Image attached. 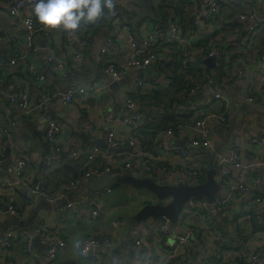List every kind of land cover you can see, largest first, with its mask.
<instances>
[{"label":"built area","instance_id":"built-area-1","mask_svg":"<svg viewBox=\"0 0 264 264\" xmlns=\"http://www.w3.org/2000/svg\"><path fill=\"white\" fill-rule=\"evenodd\" d=\"M174 1L179 8L177 11V6L171 7V13L167 10V5L163 4V9L167 12L165 23H161V18L152 13L151 18L141 21L133 32L127 24L121 25L123 12L139 11L140 0H113L111 24L122 26L120 32L127 41L129 51L125 59L118 63L116 59L122 51L118 43L119 29L117 27L110 29L98 47L102 73L109 77L111 83L119 82L134 69L151 67L155 73L153 77L136 78L124 96L125 108L129 110L138 107V111L105 113L109 123L128 127V135L122 138L117 135V131L109 129L104 136L105 146L89 143L84 150L83 159L75 164L66 177L58 178L56 189L50 176L67 165L77 154L80 140L78 137L65 136L63 123L50 119L44 131V142L49 145V154L45 160L43 162L42 159L38 160L41 163L34 173L29 165L27 152L16 151L11 158L9 171L0 175V188L10 194L20 191L26 198L39 194L45 201L53 203L66 198L69 193L96 176L132 174L150 177L160 184L193 185L203 181L202 171L212 167L216 172L214 177L220 185V190L212 202L205 196L190 197L186 200L178 218V225L186 235L176 232L167 218L154 216L148 217L132 231L136 263L215 264L221 257L218 264H264V190L257 188L261 175L264 174V132L255 137H248L244 141L259 149L252 158L243 156L242 145L233 136L228 143L227 152L218 153L208 168L198 159H194L184 145L173 142L176 134L184 133L197 153L215 150L214 130L217 126H225L231 122L233 104L230 96L214 89L217 78L212 75L211 70L216 72L218 68L225 70L231 63L230 55L233 53L231 45L238 49L258 43L264 35V15H256L255 0ZM2 2L7 3L8 14L16 23L15 26L25 33L26 51L13 47L8 58L0 57V65H16L22 62L27 54L34 55L38 51L39 37L47 35L49 27L42 26L33 15L36 0H0V3ZM167 2L170 3L172 0ZM224 7L229 8L227 15L222 14ZM181 8L187 11L191 9L190 26L186 29L180 18ZM202 18L204 23L201 25ZM247 20L254 21L246 24V30L241 31L240 28ZM84 29L87 27L81 23L73 32L62 30L63 41H73L80 48L85 47L89 43L90 34L83 35ZM229 30L231 35L226 42L217 43L216 33L222 35L224 31ZM1 39L0 36V41ZM174 52L181 59L177 73L182 76L185 86L169 108L141 96L150 90L168 89L166 65L173 59L171 53ZM74 56L76 61L80 62L83 52L78 50ZM208 57L213 58V67L205 62ZM47 62L49 68L60 78L70 76L66 62L52 47L48 50ZM28 71L39 88V93L37 98L32 100L29 92L24 90L17 96V104L21 116L29 119L36 113H47L55 93L49 91L48 77L40 67L31 64ZM1 80L0 77V105L7 107L14 103L16 97L3 89ZM110 82L72 83L60 96L66 107L77 106L82 97H93L109 89ZM207 89L209 92L205 97L198 101L189 100L191 96ZM241 96L244 101L253 105L263 103L261 96L254 94L251 85L242 90ZM145 107L159 109V114L166 110H174L186 117H182L175 127L156 129L152 137L150 134L149 146H144L139 135L140 126L147 121ZM80 128L87 135L96 138L97 130L91 121L85 120ZM1 163L0 158V170ZM38 188L42 190L39 192ZM104 190L110 193L111 188ZM89 195L85 198L87 199ZM65 206L70 208L74 205L72 201H67ZM230 208H235L241 217V233L231 247L227 248L231 254L222 256L219 249L213 247V242L202 237L203 232L198 228L204 226L207 216L225 220L229 216ZM5 211L13 218L21 220L23 217L22 210L14 205H7ZM91 213L94 217L99 215L97 204ZM255 220L260 222L261 226L258 228L252 227ZM197 221H201L199 226ZM34 237H38L45 244L46 263L54 259L58 251L66 245L65 240L49 228L38 226L31 231L10 225L0 232V250L7 249L19 241L23 245L26 257L29 258L34 253L32 248ZM193 243L197 245L198 251L200 247L202 248L200 253L193 260L178 263L176 257L186 253V249ZM77 244L79 255L89 260L90 264H109L100 252L111 244L108 234L82 236ZM157 252L163 254L159 261L153 256Z\"/></svg>","mask_w":264,"mask_h":264},{"label":"crops","instance_id":"crops-1","mask_svg":"<svg viewBox=\"0 0 264 264\" xmlns=\"http://www.w3.org/2000/svg\"><path fill=\"white\" fill-rule=\"evenodd\" d=\"M154 7L166 4L167 10L171 13V7H176L175 1L168 3L166 0H154L151 1ZM192 6V4L190 5ZM179 6L176 7L178 11ZM254 11L256 15H264V0H255ZM112 10L109 11L111 14ZM137 12V11H133ZM183 18H190L191 9L187 11L181 8ZM229 8L224 7L222 14L227 15ZM106 24L95 32H88L89 43L83 48H80L76 42H65L62 39V28L57 26L56 28H49L47 35H41L39 37V49L34 55L27 54L26 58L22 62H18L16 65H0V77L2 78V87L6 91L10 92L16 100L13 104L6 106L0 105V158L2 160L0 175L6 174L9 171L11 165V158L16 151L27 152L30 167L35 171L39 167L38 164L43 162L49 154V145L44 142V131L48 123L46 121L44 128L40 129L39 120L41 114H34L29 120H32L34 125L38 128L40 133L39 137L26 133V126L23 123V117L21 116L18 104L17 96L20 92L27 90L30 98L35 100L39 93V88L36 83L31 79L28 71V66L35 64L40 67L48 77V89L50 92L55 93V97L50 105L47 113L52 114L51 119L60 121L64 125L63 134L71 138H79L80 136L73 131L72 127L61 118V114L65 113L70 119L77 122L80 126L85 120L91 121L97 130L96 138L87 135L90 140L103 139L106 132L109 129L117 131L119 137H126L128 135V127L109 123L106 120L105 113L108 112H129L125 108L124 96L127 94L128 88L132 85L136 78L142 76L136 73V70L129 72L119 82H110L109 77L102 73V64L98 58V47L103 41L104 37L109 33L110 29L117 27L119 29L118 43L119 48L122 50L117 57L118 63H121L128 51L129 46L124 35L121 34L120 29L122 26L111 24V18H109ZM131 24L125 22L126 17L123 18L124 23L135 31L136 27L133 17H130ZM16 23L12 17L8 14L7 3H0V57L8 58L11 54V48L17 47L20 50L25 49V33L22 29L15 26ZM246 23L240 28L241 31H245ZM84 29L83 35L87 32ZM204 33V32H203ZM201 33V34H203ZM231 35V30L224 31L222 35L216 33L215 39L217 43L226 42L227 38ZM261 35V34H260ZM260 38V37H259ZM53 48L56 54L62 58L70 71L68 78H60L54 71L49 68L47 62V53L49 48ZM233 50L230 55L231 63L223 70L218 68L211 70L214 77L217 78V83L213 86L214 89L224 92L230 96L232 100V120L228 125L217 126L214 130V146L215 150H203L201 154L197 153L196 149L190 145L187 136L184 133L176 134L173 142L184 145L189 150L191 156L194 159H198L206 168L211 166V163L216 159L218 153H226L227 146L231 138L234 136L242 145L241 150L243 156L246 158H252L257 154L259 149L255 146L245 143V139L248 137H255L264 132V39L260 38L258 43L250 44L247 47H240L237 49L235 45H231ZM78 50L83 52V58L80 62L76 61L74 53ZM231 54V53H230ZM193 60V59H192ZM233 60V61H232ZM238 70V72H236ZM213 72H216L215 74ZM100 83L105 84L110 82L109 89L102 91L96 96H84L80 99L79 103L71 107H66L61 99L60 94L72 84H88V83ZM251 85L254 94L261 96L263 103L253 105L247 103L242 99V90ZM216 86L221 87L218 89ZM209 91L203 90L200 92V96L195 94L193 101L205 97ZM169 107V103L166 104ZM172 105V104H171ZM128 110V111H127ZM144 111L155 118L159 114L158 110L144 108ZM163 111V109L161 110ZM158 116L157 118H159ZM50 120V119H49ZM249 121V122H248ZM7 130V132H4ZM149 132L145 129L140 130V141L144 146H149ZM80 143L78 145V151L73 156L67 165L60 170L54 172L50 176L52 185L58 189V178L66 177L76 163L80 162L84 157V150L90 141H84L79 138ZM38 146L40 148L38 149ZM41 162H38V160ZM192 160V159H191ZM261 180L257 188L264 190V174L261 175ZM80 188V187H79ZM77 188L73 192L67 195V199L73 202V207L67 208L64 205L56 209L46 210L41 202H37L35 198H30V201L25 200L20 191H16L13 194L6 193L5 190L0 188V232L5 230L10 225H15L21 229L35 230L36 227H46L53 231L54 234L65 240L66 245L58 251L55 258L46 263L44 256L45 244L36 237V241H32V248L34 253L31 257L27 258L23 251V245L17 241L13 243L9 248L0 250V264H90V261L82 258L78 251V240L82 236H93L108 234L111 239V244L100 252L105 260L109 264H137L135 261L136 250L132 242V214L130 220H122L121 216L112 217L111 213L106 211L110 208L111 196H118L119 194L132 190H137L139 193H146L148 200L143 201L140 207L150 201L151 192L145 188H136L131 185H118L115 188H111L110 193L105 190L90 194L86 199L82 194L81 189ZM118 193V194H117ZM156 198V197H155ZM116 200V199H115ZM153 202V201H152ZM14 205L17 209H22L23 221L22 225H16L11 222L13 218L7 213V205ZM98 206L99 215L93 216L91 210L92 205ZM138 211V210H137ZM80 218V219H79ZM201 221H197V226ZM242 220L235 208L229 209V216L225 220H220L215 216L205 218V224L199 226V231L206 240L213 242V247L219 249V254L222 256L231 254L227 248L235 242L236 237L241 233ZM35 238V237H34ZM33 238V239H34ZM38 240V241H37ZM195 243L190 244L186 249V253L176 257L178 263H183L187 260H191L194 253ZM202 248H199L195 252V257L200 253ZM155 260L159 261L162 257V253H154ZM194 257V258H195ZM193 258V259H194ZM217 259L215 264H218ZM192 259V260H193Z\"/></svg>","mask_w":264,"mask_h":264},{"label":"water","instance_id":"water-1","mask_svg":"<svg viewBox=\"0 0 264 264\" xmlns=\"http://www.w3.org/2000/svg\"><path fill=\"white\" fill-rule=\"evenodd\" d=\"M254 20H247L246 24L251 23ZM204 23V18L201 19V25ZM205 62L209 66H214V60L212 57H208L205 59ZM215 71V70H214ZM136 73L146 76V77H153L155 75L153 69L151 67H145L140 70H136ZM214 74L216 72H213ZM218 89H221V87L216 86ZM208 91V89L206 90ZM198 96L201 94L198 93ZM195 99V96L192 98V100ZM138 107H134L132 109H129V111H138ZM52 114L45 113L41 114L38 118L39 120V127L40 129L44 128L46 121L52 118ZM61 118L65 120L67 124H69L73 131L76 132L84 141H90L89 143H95L100 146H105V142L103 139H97V140H90V138L86 135L85 132H83L78 126L77 122L70 119L65 113L61 114ZM215 170L214 168H208L206 170V177L203 181L198 182L193 185L189 184H160L155 182L150 177L146 176H136L132 174H125L122 176L117 175H103V176H96L90 179L88 182L84 183L80 186L79 189H81L82 194L86 197L87 195L91 193H96L99 191H102L107 188H114L118 185H131L136 188H145L149 192H151L157 199L156 202H148L144 205H142L138 211L133 215L132 221L133 231L136 229L137 225L141 222L145 221L148 217L154 216V217H165L169 220L171 223V226L173 229L181 233L183 235H186V232L182 230L178 225V218L179 215L183 209V206L186 202V200L190 197H199V196H205L206 199L210 202L213 201L215 194L220 190V185L215 180ZM42 189L38 188V191L40 192ZM33 198L37 200V202H41L43 204V207L46 210L50 209H56L58 207H61L62 205L66 204L67 201H69V198H63L59 199L53 203H49L45 201L41 195L35 194L33 195ZM92 208H95L94 205H92ZM48 210V211H49ZM11 222L16 225H22L23 221L20 219L12 218ZM36 237L32 240L33 243L36 241ZM38 241V240H37ZM198 250L197 246H194V253L191 257V260L195 257V252Z\"/></svg>","mask_w":264,"mask_h":264},{"label":"trees","instance_id":"trees-1","mask_svg":"<svg viewBox=\"0 0 264 264\" xmlns=\"http://www.w3.org/2000/svg\"><path fill=\"white\" fill-rule=\"evenodd\" d=\"M164 5H160L158 7H154L151 3V0H140V10L137 12L133 11H125L123 12V16L126 17L125 22L127 24H131L130 17H133L135 21V25L138 26V24L143 21L144 19L151 18L152 13L155 14L157 17H160L161 23H165L167 20V12L163 9ZM182 16V12L180 13V18ZM110 14L109 11H105V14L103 17L97 19L94 23H86L81 22L87 27V32L84 34H88L90 31L95 32L96 30L100 29L104 24H106L108 21H110ZM128 24V25H129ZM184 29L188 28L190 26V18H183L182 21ZM134 29H132L133 31ZM90 33V34H91ZM90 36V35H89ZM262 39H264V35L261 36ZM173 59L166 65V69L168 71V77H169V85L168 89L166 91H154L150 90L147 94L142 95L141 97H146L149 99H152L156 103H161L164 106L168 107L166 104L169 103V108L171 107L172 102L176 99V95L181 91L184 85V81L182 76L177 73V69L181 63V59L178 56L176 52L171 53ZM181 96V95H180ZM180 96L178 99H180ZM194 96H191L189 100H192ZM184 101V100H180ZM146 113V112H145ZM147 117L146 123L144 125L140 126L141 129H153V131H148L149 136L151 134V137L154 135V132L156 129L159 128H167V127H175L176 124L181 120L182 117H186L185 115L176 113L174 110H166L163 112V114H160L159 118L156 116L155 118L151 117L146 113L145 115ZM23 123L25 124L26 133L32 134L36 137H39L40 139V133L41 131L38 130V128L33 124L34 122L32 120H29L28 118H23ZM206 177V170L202 171L201 180H204ZM25 198V200L30 201V198H26L24 194H21ZM22 210V209H21ZM260 225L259 220H255L254 224H252L253 228H258Z\"/></svg>","mask_w":264,"mask_h":264},{"label":"clouds","instance_id":"clouds-1","mask_svg":"<svg viewBox=\"0 0 264 264\" xmlns=\"http://www.w3.org/2000/svg\"><path fill=\"white\" fill-rule=\"evenodd\" d=\"M113 8V0H36L32 11L42 26L73 32L81 22L94 23Z\"/></svg>","mask_w":264,"mask_h":264},{"label":"rangeland","instance_id":"rangeland-1","mask_svg":"<svg viewBox=\"0 0 264 264\" xmlns=\"http://www.w3.org/2000/svg\"><path fill=\"white\" fill-rule=\"evenodd\" d=\"M164 1L165 0H163V2ZM150 195L151 199L147 202H156L157 199L155 198V196L152 193ZM111 198L113 199L111 201V204L114 203V205H111L106 212L111 213L112 217L114 216L117 219L118 216H121L122 220L125 221L130 220L132 214L136 213L140 208L141 203L149 199L146 193H139L136 189L132 191L126 190V192L122 193V195L119 194L117 197L111 196Z\"/></svg>","mask_w":264,"mask_h":264}]
</instances>
